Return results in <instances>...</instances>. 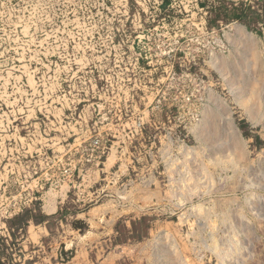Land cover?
Returning <instances> with one entry per match:
<instances>
[{
    "label": "rangeland",
    "instance_id": "374dc122",
    "mask_svg": "<svg viewBox=\"0 0 264 264\" xmlns=\"http://www.w3.org/2000/svg\"><path fill=\"white\" fill-rule=\"evenodd\" d=\"M263 95L264 0H0V264H264Z\"/></svg>",
    "mask_w": 264,
    "mask_h": 264
},
{
    "label": "trees",
    "instance_id": "16d2710c",
    "mask_svg": "<svg viewBox=\"0 0 264 264\" xmlns=\"http://www.w3.org/2000/svg\"><path fill=\"white\" fill-rule=\"evenodd\" d=\"M219 9H222L223 10V13H225V19L226 20H246L247 18V15H248V10L245 9L243 6H238V7H235L233 5H231L230 7L228 6H225V5H221L218 7ZM252 14H255L253 12H251ZM251 17L249 16L248 19H247V22H251ZM28 213V211H25L23 214H20L18 215L16 218H15V222L17 223H20V226L23 227V226H27L28 225V220L24 219V217L26 216V214ZM41 219L42 217L39 216ZM30 218H33V217H30ZM44 220H48L47 217H43Z\"/></svg>",
    "mask_w": 264,
    "mask_h": 264
},
{
    "label": "bare ground",
    "instance_id": "6f19581e",
    "mask_svg": "<svg viewBox=\"0 0 264 264\" xmlns=\"http://www.w3.org/2000/svg\"><path fill=\"white\" fill-rule=\"evenodd\" d=\"M246 83H247V81H246ZM246 94H247V93H246ZM262 94H263V93H262ZM242 95H243V94H242ZM263 96H264V95H263ZM260 98H261V96H260ZM260 98L258 97V100L261 101ZM262 98H263V97H262ZM255 99H256V98H255ZM249 100H250V99H248V101H249ZM249 103H250V102H249ZM248 105H249V104H248ZM260 105H262V104H260ZM258 107H259V106H258ZM261 107H262V106H261ZM260 110H261V109H260ZM262 110H263V109H262ZM263 111H264V110H263ZM261 112H262V111H261ZM252 114H253V113H252ZM259 116H260V115H259ZM251 119H252V118H251ZM253 119H254V118H253ZM204 126H205V125H204ZM205 127H206V126H205ZM225 134H226V133H225ZM235 139H237V138H235ZM228 140H230V139H228ZM231 140H233V139L231 138ZM235 141H236V140H235ZM237 141H238V140H237ZM238 142L240 143V141H238ZM231 143H233V142H231ZM233 146L236 147V146H239V145H238V144H234ZM233 146H232V147H233ZM234 147H233V148H234ZM239 147H240V146H239ZM239 147H238V149H239ZM230 149H231V148H230ZM238 149H236V150L238 151ZM233 151H234V149H233ZM231 152H232V151H230V153H231ZM240 153H241V151H240ZM238 154H239V152H238ZM244 154H246V153H244ZM236 155H237V154H236ZM239 155H240V154H239ZM234 156H235V155H234ZM235 157H236V156H235ZM238 158H239V157H238ZM245 158H246V157H245ZM234 160H235V159H234ZM226 161H227V159H226ZM232 163H233V162H232ZM245 163H246V162H245ZM211 164H212V163H211ZM227 164H228V163H227ZM233 164H234V163H233ZM243 164H244V162H243ZM225 165H226V164H225ZM227 166H228V165H227ZM232 166H233V165H232ZM216 168H217V167H216ZM231 169H232V167H231ZM241 169H242V168H241ZM224 170H225V169H224ZM221 171H222V170H221ZM221 171H220V172H221ZM227 174H228V173H227ZM240 174H241V173H240ZM230 177H231V176H230ZM254 187H255V186H254ZM191 194H192V193H191ZM247 203H248V202H247ZM217 206H218V205H217ZM198 208H200V207L198 206ZM211 208H212V207H211ZM211 208H210V209H211ZM214 209H215V207H214ZM216 210H217V209H216ZM223 210H225V209H223ZM223 210H222V211H223ZM198 211H199V210H198ZM214 211H215V210H214ZM218 211H219V210H218ZM229 211H230V210H229ZM209 212H211V211H209ZM225 214H226V212H225ZM215 216H216V215H215ZM215 216H214V217H215ZM226 216H227V215H226ZM212 217H213V216H212ZM223 217H224V216H223ZM227 219H228V218H227ZM212 221H213V220H212ZM216 221H217V219H216ZM225 222H226V221H225ZM225 222H224V223H225ZM214 223H215V222H214ZM219 223H220V222H219ZM213 230H214V229H213ZM213 234H214V233H213ZM214 237H215V236H214ZM210 239H211V238H210ZM213 240H214V238H213ZM214 241H215V240H214ZM217 241H218V240H217ZM210 243H211V241H210ZM212 243H213V242H212ZM213 244H214V243H213ZM217 244H218V243H217ZM215 246H216V245H215ZM221 248H222V247H221ZM219 249H220V248H219ZM224 251H226V250L224 249L223 252H224ZM216 252H217V251H216ZM219 252H221V250H220ZM226 252H227V251H226ZM168 253H169V252H168ZM221 253H222V252H221ZM170 254H171V253H170ZM166 255H167V254H166ZM163 256H164V255H163ZM168 256H169V254H168ZM168 256H167V257H168ZM171 256H172V255H171ZM164 257H165V256H164ZM169 259H170V258H169ZM171 260H172V259H171ZM174 260H175V259H174V257H173V260H172V261H174ZM169 262H170V261H169ZM166 264H167V263H166Z\"/></svg>",
    "mask_w": 264,
    "mask_h": 264
},
{
    "label": "crops",
    "instance_id": "0c3cea01",
    "mask_svg": "<svg viewBox=\"0 0 264 264\" xmlns=\"http://www.w3.org/2000/svg\"><path fill=\"white\" fill-rule=\"evenodd\" d=\"M45 209H48V212L46 211L45 213V215H46V217H50V216H53V215H55L57 212H56V206H50V207H48V208H45ZM78 262V261H77ZM77 262H75V263H73V264H77Z\"/></svg>",
    "mask_w": 264,
    "mask_h": 264
}]
</instances>
